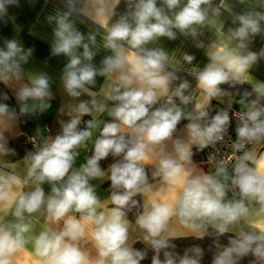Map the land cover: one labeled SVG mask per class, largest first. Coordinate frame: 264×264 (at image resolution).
I'll list each match as a JSON object with an SVG mask.
<instances>
[{
  "label": "clouds",
  "instance_id": "obj_1",
  "mask_svg": "<svg viewBox=\"0 0 264 264\" xmlns=\"http://www.w3.org/2000/svg\"><path fill=\"white\" fill-rule=\"evenodd\" d=\"M38 3L0 0V264H264V0H43L39 61Z\"/></svg>",
  "mask_w": 264,
  "mask_h": 264
},
{
  "label": "crops",
  "instance_id": "obj_2",
  "mask_svg": "<svg viewBox=\"0 0 264 264\" xmlns=\"http://www.w3.org/2000/svg\"><path fill=\"white\" fill-rule=\"evenodd\" d=\"M42 5H43V0H39V3L37 4V6L35 8H31L27 4H25L23 7V10L21 11V14L19 15V17L17 19V24L21 25L23 27V30H24L22 33V36H23V40L25 42V45L26 46L35 45V47L37 49L35 55H36V58L38 61L47 57V55L49 53L48 45L44 42H41L38 39H33L32 37H29L27 35V29H28L29 25L32 23L36 13L40 11V7ZM37 27L40 28V30L42 32L48 31L47 27H41L39 25ZM3 31L5 33L10 34V28H5ZM178 44H179V41H177L175 43H167V47L174 48ZM258 46L259 45H257V47ZM188 50L189 51H195L194 49H192L190 47H188ZM197 56H198V59H203L202 55L199 52H197ZM51 63H52V69L51 70L53 72L59 71V68L62 67V61L53 59ZM261 74L264 75V67L261 68ZM54 119H55V113H49L48 115L44 116L41 121H37V120L30 121L25 126L24 130L26 132H28L29 134H31V131L34 129V127L37 123L50 124V123L54 122ZM20 140H18L16 142V147L18 148V150L20 151V153L22 155L26 147L20 143Z\"/></svg>",
  "mask_w": 264,
  "mask_h": 264
},
{
  "label": "trees",
  "instance_id": "obj_3",
  "mask_svg": "<svg viewBox=\"0 0 264 264\" xmlns=\"http://www.w3.org/2000/svg\"><path fill=\"white\" fill-rule=\"evenodd\" d=\"M179 243H181L182 245H184V244L190 243V241H180Z\"/></svg>",
  "mask_w": 264,
  "mask_h": 264
},
{
  "label": "built area",
  "instance_id": "obj_4",
  "mask_svg": "<svg viewBox=\"0 0 264 264\" xmlns=\"http://www.w3.org/2000/svg\"><path fill=\"white\" fill-rule=\"evenodd\" d=\"M20 143L22 144V145H24L25 147H30V145H25L24 143H23V139L21 138V140H20Z\"/></svg>",
  "mask_w": 264,
  "mask_h": 264
}]
</instances>
